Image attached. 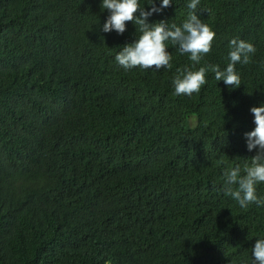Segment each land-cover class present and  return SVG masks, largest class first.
I'll use <instances>...</instances> for the list:
<instances>
[{
  "label": "trees",
  "instance_id": "trees-1",
  "mask_svg": "<svg viewBox=\"0 0 264 264\" xmlns=\"http://www.w3.org/2000/svg\"><path fill=\"white\" fill-rule=\"evenodd\" d=\"M172 2L149 22L181 25L190 0ZM101 3L0 0V264H253L264 206L222 189L257 151L264 0H200L215 37L196 69L226 68L233 38L256 51L239 87L208 72L191 96L173 94L193 62L171 43V68L118 65L139 33L103 32Z\"/></svg>",
  "mask_w": 264,
  "mask_h": 264
},
{
  "label": "clouds",
  "instance_id": "clouds-1",
  "mask_svg": "<svg viewBox=\"0 0 264 264\" xmlns=\"http://www.w3.org/2000/svg\"><path fill=\"white\" fill-rule=\"evenodd\" d=\"M172 0H148L150 9L141 6L140 0H102L101 10L107 9L109 15L105 20L102 31H116L123 34L126 31V22L136 25L139 35L130 43L125 44L116 54L115 60L125 70L134 67L144 69L171 68L172 55L168 49L169 43L175 46L180 54L188 55L192 66L177 69L172 80L174 95L191 96L199 93L207 83L206 74L212 72L215 80H223L229 88L241 85V78L236 71L237 64L247 65L251 62L255 46L243 39L233 38L230 41V51L226 68L221 70L219 65L205 64L195 68L201 60L212 50L215 32L203 21L196 10L200 0H190L186 3L188 16L181 25L169 24L166 20L150 23L149 17L153 13H160L164 8L172 6ZM254 115L255 128L244 135L249 151L257 149L251 156L250 162H245L243 168L239 164L229 166L223 171V193L238 202L240 208L247 209L250 204L257 207L264 206V197L257 195V185L264 183V104L253 106L250 109ZM253 264H264V238H258L252 248Z\"/></svg>",
  "mask_w": 264,
  "mask_h": 264
}]
</instances>
